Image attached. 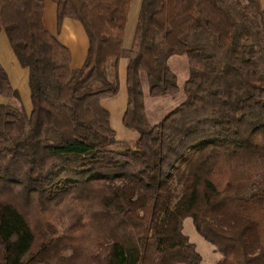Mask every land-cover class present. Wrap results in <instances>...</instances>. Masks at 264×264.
Wrapping results in <instances>:
<instances>
[{
	"label": "trees",
	"instance_id": "obj_1",
	"mask_svg": "<svg viewBox=\"0 0 264 264\" xmlns=\"http://www.w3.org/2000/svg\"><path fill=\"white\" fill-rule=\"evenodd\" d=\"M44 1L0 0V32L29 69L33 104L28 114L0 62L10 98L0 104V264H200L187 217L222 254L216 264H264L260 0L243 14L222 0H143L133 49L123 46L132 0H55L58 26L76 19L88 34L78 69L45 26ZM204 34L220 54L189 43ZM173 55L188 56L182 88ZM123 57L134 141L117 138L102 104L119 92ZM146 75L151 96L186 94L155 123Z\"/></svg>",
	"mask_w": 264,
	"mask_h": 264
},
{
	"label": "crops",
	"instance_id": "obj_2",
	"mask_svg": "<svg viewBox=\"0 0 264 264\" xmlns=\"http://www.w3.org/2000/svg\"><path fill=\"white\" fill-rule=\"evenodd\" d=\"M142 3L143 0H132L124 35L123 46L126 48L129 46L133 34H135V27ZM44 24L52 34H54L71 50V68H80L84 64L89 51V37L83 24L76 19L66 18L62 26L59 27L57 22V4L55 0L44 1ZM0 43V62L8 72L13 87L19 91L26 112L31 114L33 104L31 100V89L29 84V69L23 67L20 64L5 31L0 32ZM183 56L188 59L187 55ZM127 61L128 60L126 58H121L119 61L120 90L118 94L114 97L103 99L102 104L110 112L111 124L116 130L117 138L119 140L134 141L139 137V133L135 129L127 128L123 122V117L128 104V91L126 82ZM11 72H13V74L16 76V79L13 78V74ZM179 85L181 88L183 87L181 83H179ZM144 92L146 105L145 89ZM119 94L123 95L122 99L117 98ZM0 101L3 103H8L10 102V98L0 95Z\"/></svg>",
	"mask_w": 264,
	"mask_h": 264
},
{
	"label": "rangeland",
	"instance_id": "obj_3",
	"mask_svg": "<svg viewBox=\"0 0 264 264\" xmlns=\"http://www.w3.org/2000/svg\"><path fill=\"white\" fill-rule=\"evenodd\" d=\"M224 4L234 12L239 10L242 14L247 11H250V6L246 0H222ZM232 3V8L231 4ZM261 6L264 8V0H260ZM141 12V10H140ZM140 16V13H139ZM260 17V16H259ZM264 17V15H263ZM140 17H138L137 24L135 27V34L132 36V40L129 43V46L126 49H133L137 46V26ZM188 41L191 45L203 48L207 53L210 54H220L221 50L218 46L217 38L214 35L204 34L198 36L197 38L188 37ZM1 46V43H0ZM1 49V47H0ZM2 55V54H1ZM126 58V57H123ZM127 59V58H126ZM128 60V59H127ZM128 62V61H127ZM170 67L173 69L177 76V80L182 85L188 80L190 76V67L188 64V59L183 55H173L168 59ZM12 71V70H11ZM13 74V72H11ZM13 78L16 79V76L13 74ZM16 81V80H15ZM120 82V78H119ZM144 89L146 90V110L151 122L155 123L165 117L174 107L179 103L185 100L186 94L182 90L177 95H168L161 97L151 96L149 93V80L147 75L144 76ZM120 90V89H119ZM117 98L122 99L123 95L119 94ZM3 103L0 101V104ZM23 103V102H22ZM160 117V118H159ZM184 232L188 235L190 240L197 245L198 250L202 254V262L200 264H216L222 257V254L216 249V247L208 242L202 235H200L195 226L193 219L187 217L184 220Z\"/></svg>",
	"mask_w": 264,
	"mask_h": 264
}]
</instances>
